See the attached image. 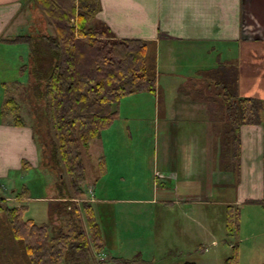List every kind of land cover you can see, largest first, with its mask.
Segmentation results:
<instances>
[{
  "label": "rangeland",
  "instance_id": "1",
  "mask_svg": "<svg viewBox=\"0 0 264 264\" xmlns=\"http://www.w3.org/2000/svg\"><path fill=\"white\" fill-rule=\"evenodd\" d=\"M39 15L40 12L35 7L30 11L28 10L18 17L15 24H11L9 31L2 34L3 39L18 36L24 30H27L25 32L34 33L37 30L40 32V28H42V30L45 29L52 32L45 22H41V19L44 21L42 14ZM2 37H0V126L9 127V125L14 123L15 115H20L24 119L25 124L29 125L33 130L40 153L38 168L32 166L16 171L17 175L9 179L0 178L2 191L5 188L11 191L14 185L12 179L18 177L20 182L30 188L33 198L60 200L65 196L58 193L59 182L64 180L66 182L65 185L68 186L70 185V179L66 175L64 167L60 166L55 159L54 151L55 148L57 149L58 138L48 116L46 104L35 96L33 90L34 80L29 74L28 68L25 69L26 65H30L29 48L26 45L9 44L2 40ZM238 52L237 54L232 52L228 54L225 51V54L229 55L227 57L229 61L235 60L237 57L240 59V63L237 64L231 61L234 63L233 68L231 64H225L224 66L227 70L230 69L232 71L230 74H233L234 71L237 74L239 73L240 80L236 86L239 96H252L264 101V48L246 47L243 51L239 49ZM250 53L251 56H249ZM252 53H255V55ZM152 56L153 53L148 52L147 61L150 67H154ZM211 59L210 62L212 63ZM217 64H219L218 60ZM189 82L193 84L192 87L187 86L190 93L189 99L179 96L176 102L181 107L184 104L189 105L185 111L183 110L186 112L185 115L182 111L183 117L186 118L185 120L191 123V119L198 118L195 122H202V125L196 126V124H193L195 123L194 121L191 124L192 126L188 125L189 127H186L187 138L190 136L196 138H220L222 140L221 143H226L225 138H223V127L228 120L226 119L228 111L226 105H224L226 101L223 99L214 101L212 99L216 91L207 86L209 81L206 79L196 78L189 80ZM229 89L232 91L233 87L228 88V91H230ZM11 99L15 100L20 107L18 113L9 107L6 108L7 101ZM155 102L152 94H135L121 101L119 118L103 136L104 138H113V143L110 146L112 162L110 163V174L107 175V178H113L112 185H116L117 190L115 192L112 189L103 191L106 184H101L99 190L96 189L97 196L112 195L114 199L118 200H135L136 198L148 200L150 198L151 186L155 179L154 170L161 168L157 165L158 159L166 151L161 138H171L173 135V130L170 127H162L161 119L160 122L158 121L154 107ZM232 103H235V100ZM196 104H201L199 109ZM259 108L256 113V117L260 119L259 123L246 124L242 127L241 138L244 141L242 142V152L240 151L239 154L240 168L235 171L232 167L227 171L223 170L221 167L223 164L220 162L221 157H223L224 147L221 144V156L220 160L219 158L218 160L222 174L215 177L225 181L224 183L229 181L233 183L234 192H230L227 187L223 186L220 187L222 189L217 190L220 191L218 197L223 199L221 202H232L233 194L237 197L239 195L241 198L240 231L237 236L227 234L225 215L220 211L223 203H219L216 209L207 210L209 215L218 213L217 219L212 217V222L210 221L209 223L215 231L220 230L222 227L223 233H219L214 239L217 246L212 245L213 240L208 241L207 247L210 249L208 253H196L190 250L189 253L191 254H189V257L192 258L190 261H193L192 263L194 264H203L202 260H208V264H226V260L233 255L234 245H239L238 264H264V205L261 204L264 197V107L260 106ZM206 122H208L207 125ZM4 135L3 131H1L0 137L5 138ZM102 146L99 141L91 143L88 153L90 160L86 164L90 169L87 166V179L84 188L94 179L92 176L99 172V158L106 155ZM230 153L231 155L227 161L231 163L232 155H234L233 150ZM122 173L125 177L124 185L121 186L123 188L120 187L122 182L118 180L123 177ZM61 175L63 179H60ZM217 184L219 183L217 182ZM47 185L50 187H46ZM135 186L136 188L140 186L142 190H135ZM119 188L121 190H118ZM67 191V196L71 200H80L72 193L70 186ZM89 193L92 198L93 190ZM16 203L18 202L9 203V205L14 206ZM58 203L59 201L48 203L46 200L33 202V204H29V217H33L39 224H53V228L55 227L54 229L58 230L59 218L54 216L52 219V209L54 207L56 209ZM69 206L64 205L63 208L68 209ZM125 208L133 209L134 213L132 214V211L129 210L125 211L128 217L135 219L133 222L130 221V223L126 224L129 226L124 228V224L120 221L122 220V210L119 208L118 217L120 220L117 221V216L116 222L113 217L110 218L111 226L109 231L114 240L115 236L119 237L116 242L119 249L117 247L118 250H115V247H113L115 243L113 239L111 243L113 246L109 245V248L117 251L114 255L119 260H122V262L114 264H146L149 262L152 264H186L189 261L187 258V261H185L187 253L182 252H186L187 247L191 248L194 246L198 241V233L194 226H185L186 222H184L183 214L181 215V224L179 221L177 225L174 223L170 224V216L165 215L163 210V221L165 223L160 224L155 220V211L157 212L158 207L127 204ZM141 212H143L142 215L139 214ZM190 218L189 220H192V218L196 217L192 216ZM79 219L85 227L86 223L82 211ZM64 220H67L65 216L63 217ZM170 225L176 227L178 235L182 233L181 237L183 236V231L187 232L186 238L170 239L168 237ZM158 229L162 232L160 239H157V234H155ZM175 241L177 243L176 248H174ZM158 246L161 247L159 248ZM92 254L93 264L111 263L112 255L109 253L98 254L92 252ZM0 264H28L22 258V253L16 242L13 241L9 224L3 214H0Z\"/></svg>",
  "mask_w": 264,
  "mask_h": 264
},
{
  "label": "crops",
  "instance_id": "2",
  "mask_svg": "<svg viewBox=\"0 0 264 264\" xmlns=\"http://www.w3.org/2000/svg\"><path fill=\"white\" fill-rule=\"evenodd\" d=\"M25 1L0 0V37H2L4 32L9 31L11 24H15L19 16L25 13V9H23L25 8ZM97 1L99 11L96 16V23L105 25L110 38L140 40L150 45L149 52L153 53L152 58L156 72L157 86L152 96L156 101L154 107L157 119L159 122L161 119L162 127H170L173 130V135L171 138H161L166 151L158 159L157 165L161 168L154 170L155 179L152 183V192L148 200L140 198L118 200L114 199L112 195L106 194L104 195L105 197L97 196L96 189L99 190L101 184H106L103 191L112 189L115 192L117 190V186L112 185L113 178H107V175L110 174V163L112 162L110 146L113 143V138L102 137L92 142L96 143L99 141L103 145V151L106 155L100 157L99 161L101 159L105 161V174H100L101 170L98 165L99 172L96 175H91L92 178L96 176L97 178L91 180L86 187L87 195L85 199L92 202L95 206L106 245L105 253L110 255L117 253L115 250L118 247L116 242L119 237L115 236L114 240L109 229L111 226L110 218L113 217L116 222L118 208L122 210V220L118 217L117 221H122L124 228L129 226L126 224L130 223V221L133 222L135 220L128 217L125 213L126 210H133L125 208L127 204L158 207L157 212L155 211V220L160 224L165 223L163 221V210L165 215L170 216V224L174 223L177 225L178 221L181 224V215L183 214L184 222H186L185 226H194L198 233V241L194 246L191 248L187 247L186 252H182L187 253L185 261L188 259L190 261L192 260L189 257V254H191L189 253L190 250L196 253H208L210 250L207 247L208 241L213 240L212 245L217 246L214 239L219 233H223L222 227L220 230L215 231L209 223L212 217L217 219L218 213L209 215L207 210L216 209L219 203H223L220 211L226 218L229 206L241 207V198L239 195L237 197L233 194L232 202H221L223 199L218 197L220 191H217L222 189L220 188L221 186L227 187L230 192H234L233 183L230 181L224 183L225 181L215 178L222 174L219 167L222 140L220 138H196L193 136L187 138L186 127L192 126V122H195L198 118L191 119V123L185 120L186 118L183 117V114H186L184 111L189 105L184 104L181 107V105L178 106L176 101L179 96L189 99L190 93L187 86H193L189 80L204 79L206 77L205 72L215 70L225 64H231V66H234V63L239 64L240 59L237 57L235 60L232 58L233 60L231 61H234V63L229 61L227 57H229L228 54L231 52L237 54L239 49L243 51L246 47L264 48V0ZM225 51L228 54H225ZM252 54L255 55V53ZM249 56H251V53ZM210 58H212V63ZM217 60L219 64H217ZM237 79L240 80L239 73L237 74ZM200 105L196 104V107L199 109ZM193 124L201 126L202 122L198 121ZM207 124L208 122H206ZM9 127L0 126V135L1 131L5 134V138L0 137V178L4 179L16 176V171L25 169L24 164L37 168L40 164L37 140L34 138L33 130L29 125L16 126L13 123ZM243 141L244 139L240 138L239 151L241 152ZM90 146L91 144L88 149L82 152L86 173L88 166L86 164L90 160V156H88ZM122 176L121 179H118L122 182L120 187L125 182L123 173ZM12 180L14 185L11 191L7 188L2 191V185H0V201L24 203L27 206L33 204V202H41L43 200L48 203H52V201L60 202V200L61 202L65 201L62 198L60 200L35 199L30 188L20 182L18 177ZM69 186L66 187L68 188ZM46 187L50 186L47 185ZM114 187L116 188L113 189ZM138 189L142 190L140 186L137 188L135 186V190ZM91 190L94 192L92 194L93 198H91L89 193ZM118 190L121 189L119 188ZM22 196L23 198H20ZM67 202H71L67 210L70 213L75 210V213L77 212L80 215L81 201L69 198L64 203L67 204ZM240 210L242 211V209ZM142 213L139 214L142 215ZM132 214H134L133 211ZM192 216L196 218L189 220ZM156 231V238L160 239L162 232L160 229ZM168 231V237L170 239L174 238V240L182 237L186 238L187 235L185 231H183L182 237V233L178 235L179 233H177L176 227H173V225ZM112 239L115 241L114 246L111 244ZM109 245L115 247V250L110 249ZM174 246L176 248V241ZM158 247L160 248L161 246ZM189 261L186 264H194L192 263L193 261ZM202 262L203 264H208V260H202Z\"/></svg>",
  "mask_w": 264,
  "mask_h": 264
},
{
  "label": "trees",
  "instance_id": "3",
  "mask_svg": "<svg viewBox=\"0 0 264 264\" xmlns=\"http://www.w3.org/2000/svg\"><path fill=\"white\" fill-rule=\"evenodd\" d=\"M24 7L25 13L37 8L44 18L41 22L52 32L42 28L34 33L24 30L13 38L1 39L29 48L30 65L25 69L28 68L34 80L35 96L46 104L58 138L55 159L64 167L72 193L82 201L80 214L82 211L86 226L75 210L70 213L63 208L71 205V202L64 203L70 198L64 180L59 182L58 193L64 194L65 201L52 209V219L56 216L60 220L58 230L53 224H39L29 217V206L24 203L10 206V202L0 201V214L5 215L11 237L26 263L93 264L92 252L105 253L106 245L95 206L85 199L87 175L82 152L111 129L119 118V106L124 98L155 93L156 72L147 61L150 45L140 40L110 38L105 25L96 23L97 0H26ZM230 72L225 66H219L204 73V79L209 81L207 86L216 91L212 99L226 101L228 120L223 127L226 143H222L224 153L220 162L224 171L230 167L234 171L240 168L242 127L259 123L256 113L260 106L264 107V101L257 97L239 96L237 73ZM230 87L232 91H228ZM8 107L16 113L20 109L13 99L7 101ZM14 124L26 125L18 114ZM232 150L230 163L227 160ZM104 162L101 159L99 164L102 175L105 174ZM24 167L30 168L28 164ZM261 204L264 205V197ZM64 216L66 221H63ZM240 219V208L229 206L225 218L228 235H238ZM114 254L111 263L122 262ZM238 259L239 245H234L233 255L226 264H238Z\"/></svg>",
  "mask_w": 264,
  "mask_h": 264
}]
</instances>
